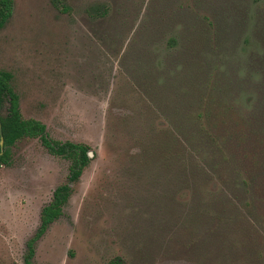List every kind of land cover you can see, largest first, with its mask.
Listing matches in <instances>:
<instances>
[{
    "label": "rangeland",
    "instance_id": "obj_1",
    "mask_svg": "<svg viewBox=\"0 0 264 264\" xmlns=\"http://www.w3.org/2000/svg\"><path fill=\"white\" fill-rule=\"evenodd\" d=\"M264 0H13L0 71L24 119L94 153L32 264H264ZM68 161L0 167V264Z\"/></svg>",
    "mask_w": 264,
    "mask_h": 264
},
{
    "label": "trees",
    "instance_id": "obj_2",
    "mask_svg": "<svg viewBox=\"0 0 264 264\" xmlns=\"http://www.w3.org/2000/svg\"><path fill=\"white\" fill-rule=\"evenodd\" d=\"M12 4L13 0H0V28L11 17ZM262 20L264 22L263 18ZM262 67L264 70V63ZM11 79L10 73L0 71V123L3 139L0 166H9L12 147L24 138L38 139L49 154L65 159L69 163L66 182L58 185L52 192L50 201L40 211V222L34 236L26 243L24 263L32 264L35 243L62 215L63 206L71 193V185L79 180L83 170L90 163L88 157L90 148L83 143L55 140L49 136L42 122L35 119H24L20 112L18 96L10 85ZM119 261H112L109 264H120Z\"/></svg>",
    "mask_w": 264,
    "mask_h": 264
},
{
    "label": "water",
    "instance_id": "obj_3",
    "mask_svg": "<svg viewBox=\"0 0 264 264\" xmlns=\"http://www.w3.org/2000/svg\"><path fill=\"white\" fill-rule=\"evenodd\" d=\"M2 150H3V139H2V133H1V123H0V154L2 153ZM89 157H92L93 156V153L90 151L88 153Z\"/></svg>",
    "mask_w": 264,
    "mask_h": 264
},
{
    "label": "flooded vegetation",
    "instance_id": "obj_4",
    "mask_svg": "<svg viewBox=\"0 0 264 264\" xmlns=\"http://www.w3.org/2000/svg\"><path fill=\"white\" fill-rule=\"evenodd\" d=\"M47 129V128H46ZM59 141V140H58ZM90 151H88V153H89ZM51 155V154H50ZM53 156V155H52ZM93 156H94V153H93ZM93 156L92 157H89V155H88V157L90 158V159H92L93 158ZM65 160V159H64ZM1 167V166H0Z\"/></svg>",
    "mask_w": 264,
    "mask_h": 264
}]
</instances>
